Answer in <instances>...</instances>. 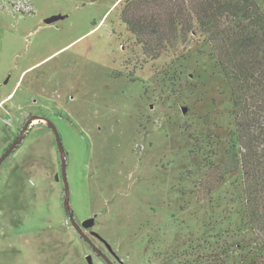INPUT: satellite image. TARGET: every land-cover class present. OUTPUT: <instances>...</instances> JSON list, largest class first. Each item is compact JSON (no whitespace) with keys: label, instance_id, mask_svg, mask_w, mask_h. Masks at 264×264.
I'll list each match as a JSON object with an SVG mask.
<instances>
[{"label":"rangeland","instance_id":"obj_1","mask_svg":"<svg viewBox=\"0 0 264 264\" xmlns=\"http://www.w3.org/2000/svg\"><path fill=\"white\" fill-rule=\"evenodd\" d=\"M123 2L0 0V156L44 117L64 145L71 212L80 224L98 214L86 232L117 264H242L238 247L215 245L241 240V175L212 193L203 180L232 109L213 60L149 59ZM65 199L56 134L34 119L0 166V264H109Z\"/></svg>","mask_w":264,"mask_h":264},{"label":"trees","instance_id":"obj_2","mask_svg":"<svg viewBox=\"0 0 264 264\" xmlns=\"http://www.w3.org/2000/svg\"><path fill=\"white\" fill-rule=\"evenodd\" d=\"M121 18L149 59L208 53L213 60L219 96L232 109L227 130L217 128L227 146L214 155L219 162L205 163L203 180L212 193L240 173L243 220L240 241L215 245L227 253L238 247L242 264H264V8L259 0H124ZM215 252L213 261H222Z\"/></svg>","mask_w":264,"mask_h":264},{"label":"water","instance_id":"obj_3","mask_svg":"<svg viewBox=\"0 0 264 264\" xmlns=\"http://www.w3.org/2000/svg\"><path fill=\"white\" fill-rule=\"evenodd\" d=\"M64 16L59 14V15H53L51 17H48L45 22L48 24H51L55 21H57L60 18H63ZM41 119V120H46L51 128L54 130L57 140H58V146H59V151L62 155V175H63V179L66 185V199H65V206L66 209L71 217V221L73 226L77 229V231L80 233V235L83 237V239H85L94 249H96L97 253H101L102 257L109 263V264H115L113 261L110 260V258L105 254L102 253V251L100 249H98V246L96 245V243L92 240L91 236L85 231L86 229H89L91 227H93L96 223V219L98 217V214H95L92 217H89L87 219H85L81 224L76 221V219L74 218L72 212H71V208H70V204H69V190L67 187V176H66V168H67V162L65 160V150H64V145L62 143L60 134H59V130L57 128V126L48 121L46 118L44 117H31L28 119V121L25 123L21 133L16 137V139L5 149L4 153L0 156V166L2 165V163L10 156V154L16 149V147L19 145V143L22 141V139L24 138L25 132L27 130L28 127L31 126V123L34 121V119ZM94 233V232H92ZM87 260L89 262V264H94L93 260H92V255H88L87 256Z\"/></svg>","mask_w":264,"mask_h":264},{"label":"flooded vegetation","instance_id":"obj_4","mask_svg":"<svg viewBox=\"0 0 264 264\" xmlns=\"http://www.w3.org/2000/svg\"><path fill=\"white\" fill-rule=\"evenodd\" d=\"M24 127V126H23ZM23 127L21 128V130L19 131V134L21 133V131H22V129H23ZM28 129H29V127L27 128V130H26V132L25 133H27V131H28ZM86 231V230H85ZM92 238V237H91ZM93 240V239H92ZM96 243V242H95ZM96 245L98 246V244L96 243ZM93 248V247H92ZM94 249V248H93ZM98 249H100L99 247H98ZM95 250V252H96V249H94ZM101 250V249H100ZM102 251V250H101ZM97 253V252H96ZM102 253H105L104 251H102ZM97 254H99V256L100 257H102V255H101V253H97ZM106 254V253H105ZM107 255V254H106ZM108 256V255H107ZM109 257V256H108ZM110 258V257H109ZM110 260L111 261H113L111 258H110ZM115 264H117L115 261H113Z\"/></svg>","mask_w":264,"mask_h":264}]
</instances>
